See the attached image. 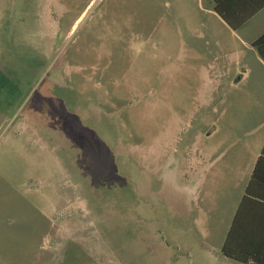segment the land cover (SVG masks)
Wrapping results in <instances>:
<instances>
[{"label": "rangeland", "instance_id": "obj_1", "mask_svg": "<svg viewBox=\"0 0 264 264\" xmlns=\"http://www.w3.org/2000/svg\"><path fill=\"white\" fill-rule=\"evenodd\" d=\"M263 34L207 0H0L26 92L0 106V264H241L222 247L264 146Z\"/></svg>", "mask_w": 264, "mask_h": 264}, {"label": "trees", "instance_id": "obj_2", "mask_svg": "<svg viewBox=\"0 0 264 264\" xmlns=\"http://www.w3.org/2000/svg\"><path fill=\"white\" fill-rule=\"evenodd\" d=\"M215 1L218 16L235 31L240 30L257 14L258 10L263 8V5H258L253 10L255 12H237L230 6L229 0ZM253 48L257 50L260 58L264 61V34L254 42ZM28 62L29 59L24 56L23 63L26 65ZM20 70L21 74L25 73L22 67ZM28 73L31 72L28 71ZM31 75L35 77L33 72ZM2 76L0 73V79ZM22 86V84H17L15 87L14 76L12 78L4 76L0 81V106L11 107V105L7 106V103L14 95L18 99L23 98L26 92L25 87ZM222 253L227 258L241 264H264V146L233 218L222 247Z\"/></svg>", "mask_w": 264, "mask_h": 264}, {"label": "crops", "instance_id": "obj_3", "mask_svg": "<svg viewBox=\"0 0 264 264\" xmlns=\"http://www.w3.org/2000/svg\"><path fill=\"white\" fill-rule=\"evenodd\" d=\"M207 1L209 2L210 6L212 7V11L216 15H218V12L216 11V1L215 0H207ZM229 1L231 3L230 6L232 8H234L237 12H244V13L255 12L253 10L258 5H263L262 6L263 8L261 10H258L257 14L253 18H251L242 28H244L246 25L250 24L257 16H259L262 13H264V0H251V1H248V2H245L244 0H229ZM242 28H240V29H242ZM254 167H255V165H254ZM252 173H253V170H252V172L250 174L249 179L247 180V182L245 184V191H246V188H247V186H248V184H249V182L251 180ZM245 191H244V194H245ZM244 194L241 196V199H240V202L238 204V207H239V205H240V203H241V201L243 199ZM238 207H237V209H238ZM236 212H237V210H236ZM236 212H235V214H236ZM235 214H234V216H235ZM234 216H233V218H234Z\"/></svg>", "mask_w": 264, "mask_h": 264}]
</instances>
